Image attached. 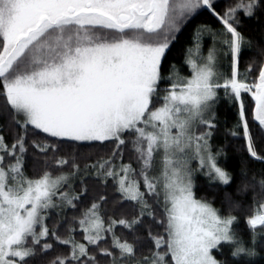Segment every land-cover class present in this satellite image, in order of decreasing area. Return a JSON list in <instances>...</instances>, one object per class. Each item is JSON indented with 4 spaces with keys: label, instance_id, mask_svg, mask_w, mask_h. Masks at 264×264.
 Returning <instances> with one entry per match:
<instances>
[{
    "label": "snow or ice",
    "instance_id": "snow-or-ice-1",
    "mask_svg": "<svg viewBox=\"0 0 264 264\" xmlns=\"http://www.w3.org/2000/svg\"><path fill=\"white\" fill-rule=\"evenodd\" d=\"M203 12L220 27L197 25L184 55L190 72L181 75L171 50ZM258 15L264 0L223 8L217 0H0V97L11 116L0 126V264H33L57 246L67 251L48 264H229L217 256L225 247L240 264L257 256L264 170L237 189L251 191L252 204L226 193V213L197 197L194 175L210 185L233 181L211 143L221 91L236 108L230 135L264 164V59L240 68L253 46L242 17ZM85 143L111 148L81 167L64 150ZM30 150L40 165L31 176ZM87 179L105 194H93ZM109 186L119 199L110 201ZM236 212L247 239L234 227Z\"/></svg>",
    "mask_w": 264,
    "mask_h": 264
},
{
    "label": "trees",
    "instance_id": "trees-1",
    "mask_svg": "<svg viewBox=\"0 0 264 264\" xmlns=\"http://www.w3.org/2000/svg\"><path fill=\"white\" fill-rule=\"evenodd\" d=\"M217 3L220 5V8L226 6L229 3V0H217ZM225 3V4H224ZM219 10V9H218ZM207 23L212 25L214 28H219L220 25L207 13L203 12L200 15H197L192 19L186 26L183 27L182 32L179 34L178 41L174 43V46L171 50L169 56V63H174L180 70L181 75H188L190 70L184 65V55L186 49L190 46L192 34L199 24ZM242 25L244 34L253 41V46L251 49H245L242 53V59L240 68L241 71L247 66V62L252 59H264L262 55V50H264V16L258 15L257 17L248 19L242 17ZM211 44V38L205 37L204 39V54L207 55V49ZM224 69L227 71V61L224 60ZM168 65H165V76L168 75ZM167 87L166 83L161 84V88ZM220 100L215 105V121L217 127L214 131L211 143L215 151H220L222 149V154L218 158L219 163L222 167H225L232 175L233 181L229 185H210L207 178L203 173H196L194 175V184L195 192L198 198L206 197L209 201L213 203L214 207L220 208L223 211H227L228 201L226 198V193L230 194L234 200H241L245 209H247L252 204V192L249 191L243 195H237V189L240 188L244 183H246L253 175L257 179L260 178L261 171L264 170V164L251 160L244 148V141L238 137H233L230 135L229 130L233 128L236 123V108L233 107L232 103L223 97V92L220 93ZM246 102L248 98L246 97ZM11 121L10 114L3 107V98L0 97V126H3L5 129L8 128ZM252 130L256 134L257 139H259V130L255 124L252 125ZM6 137L11 141V136L9 132H5ZM42 138V137H41ZM111 145L105 144L100 146L99 144H76L65 146L64 154L68 155H77L81 167L84 163H91L99 159L100 157H106L109 153ZM33 155H38L35 153V150H30L28 155V163L26 170L28 175H33L32 168H39L38 163H34L32 160ZM87 158V159H85ZM125 162H128L125 159ZM242 170H246L247 176L242 174ZM86 182L89 185L96 184L93 189V194H105V189L97 182L87 179ZM111 185V182H109ZM77 190H79V181H76ZM107 193L112 199H119L118 196H113V189L111 186L107 189ZM90 203V201H89ZM110 206V205H109ZM55 211L51 210L50 215L55 217ZM239 216V222L234 226L238 232H240L245 239L248 238L249 232L245 223V216L240 212L234 213ZM66 215L71 217L73 215H79V212H74L71 209H68ZM51 224V221H49ZM162 231V229H161ZM118 234H121V230L118 229ZM145 234V229L143 227L139 228L136 232V235L143 236ZM123 235L131 239V234L123 232ZM77 239H80V236H77ZM67 249L64 246H57L55 251H49L46 254H38L33 261V264H48V261L53 259L57 254L66 252ZM224 255L220 256L217 253L219 259H228L229 264H240L239 260H236L230 256V250L225 247L223 249ZM258 255L248 259V264H264V248H257ZM101 264H105L102 260Z\"/></svg>",
    "mask_w": 264,
    "mask_h": 264
},
{
    "label": "flooded vegetation",
    "instance_id": "flooded-vegetation-1",
    "mask_svg": "<svg viewBox=\"0 0 264 264\" xmlns=\"http://www.w3.org/2000/svg\"><path fill=\"white\" fill-rule=\"evenodd\" d=\"M224 1H226V0H224ZM224 4H225V3H224ZM223 7H225V6H223ZM223 7H222V8H223ZM208 44H210V42H209ZM210 45H211V44H210ZM210 45H209V46H210Z\"/></svg>",
    "mask_w": 264,
    "mask_h": 264
},
{
    "label": "rangeland",
    "instance_id": "rangeland-1",
    "mask_svg": "<svg viewBox=\"0 0 264 264\" xmlns=\"http://www.w3.org/2000/svg\"><path fill=\"white\" fill-rule=\"evenodd\" d=\"M223 63H224V62H223ZM223 69H224V68H222L221 70L223 71ZM214 111H215V109H214Z\"/></svg>",
    "mask_w": 264,
    "mask_h": 264
}]
</instances>
